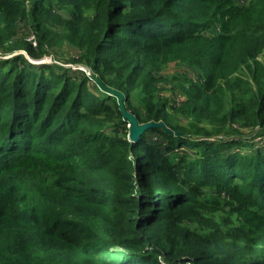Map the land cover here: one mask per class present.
Masks as SVG:
<instances>
[{
    "label": "trees",
    "instance_id": "trees-1",
    "mask_svg": "<svg viewBox=\"0 0 264 264\" xmlns=\"http://www.w3.org/2000/svg\"><path fill=\"white\" fill-rule=\"evenodd\" d=\"M1 49L0 264H264V0H0Z\"/></svg>",
    "mask_w": 264,
    "mask_h": 264
},
{
    "label": "rangeland",
    "instance_id": "rangeland-1",
    "mask_svg": "<svg viewBox=\"0 0 264 264\" xmlns=\"http://www.w3.org/2000/svg\"><path fill=\"white\" fill-rule=\"evenodd\" d=\"M248 0H234L237 4H243L246 3ZM31 30L20 23L17 26V37H26L27 33L30 32ZM13 53H26L25 50L20 49L17 51H14ZM78 54V50L71 46V45H64L60 48H56L53 50L52 55L49 56H44L39 59H32L29 57L27 54L29 60L33 62L34 64H42V63H56L54 61H57V63H60L63 66L66 67H71L72 69H78L81 68L82 65L76 64L72 62V58ZM12 52H6L5 49L0 50V57H8L11 56ZM185 65L179 66L177 63L174 62H169L163 66V72L167 73L168 75L174 73L175 71H181L182 69H186ZM193 72H196L195 69H191ZM165 92H163L164 94ZM244 138L248 141H253L254 145L256 146H262L263 143H261L264 139V136L262 138H258L257 135H254L255 131H246L244 130ZM249 143V142H248Z\"/></svg>",
    "mask_w": 264,
    "mask_h": 264
},
{
    "label": "water",
    "instance_id": "water-1",
    "mask_svg": "<svg viewBox=\"0 0 264 264\" xmlns=\"http://www.w3.org/2000/svg\"><path fill=\"white\" fill-rule=\"evenodd\" d=\"M89 74L92 76V78L98 83V85L102 89H104L108 93L113 94L117 97L121 112H122L124 118L127 119L129 122L128 139L130 141L136 142L137 140H139L142 133L149 128L162 127L166 131H170V129L166 126V124L163 121H158V122L157 121H149V122H145V123H139L136 115H134L132 112H130L128 109H126V106L124 103V93L122 91L107 85L99 76H97L90 69H89Z\"/></svg>",
    "mask_w": 264,
    "mask_h": 264
},
{
    "label": "built area",
    "instance_id": "built-area-1",
    "mask_svg": "<svg viewBox=\"0 0 264 264\" xmlns=\"http://www.w3.org/2000/svg\"><path fill=\"white\" fill-rule=\"evenodd\" d=\"M25 39H26V40H27V41H28L33 47L36 46V37H35V34H34L32 31H30V32L27 33ZM8 57H9V56H8ZM54 62L57 63V61H54ZM81 69H83V70L87 71V73H89V69H88V68L81 66Z\"/></svg>",
    "mask_w": 264,
    "mask_h": 264
}]
</instances>
